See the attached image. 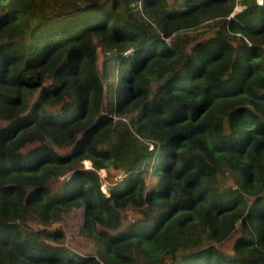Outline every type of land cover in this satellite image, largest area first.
Returning <instances> with one entry per match:
<instances>
[{
	"label": "trees",
	"instance_id": "obj_1",
	"mask_svg": "<svg viewBox=\"0 0 264 264\" xmlns=\"http://www.w3.org/2000/svg\"><path fill=\"white\" fill-rule=\"evenodd\" d=\"M132 1L0 0V264H264V0Z\"/></svg>",
	"mask_w": 264,
	"mask_h": 264
},
{
	"label": "rangeland",
	"instance_id": "obj_2",
	"mask_svg": "<svg viewBox=\"0 0 264 264\" xmlns=\"http://www.w3.org/2000/svg\"><path fill=\"white\" fill-rule=\"evenodd\" d=\"M101 1L104 2L106 5H109L111 3V0H101ZM133 3L134 2H130L129 5H131L134 8L135 6H133ZM236 9H239L238 4L237 5L234 4V10L233 11H237ZM133 11H135V10H133ZM141 15L142 16L144 15L143 18L146 20H147V18L151 19V18H149V16H147L146 12H144V8H143V12H140V16ZM216 28H217V26L214 24L213 19H208L207 21H204L203 23L196 26L195 28H191V29H187V30H185V29L180 30L177 32V34L178 35L186 34V35H188L189 38L192 36H197L198 38H201V37H206V36L212 35L214 33V31L216 30ZM190 43L191 42H188V44H190ZM98 50H100V49L98 48ZM126 52H129V50H127ZM102 61H103V54L100 52L99 53V60H98L100 69L102 68ZM154 85H155V83H154ZM110 115L113 117L114 120H118L121 118L125 122H127V123L129 122V116H127L125 114L121 115V114L114 111L113 113H110ZM64 149H66V148H64ZM78 165H82V167L85 168L87 166H92V162L90 159H83L82 161H80L78 163ZM70 172H71V170L65 172L62 175L63 176L69 175ZM98 173L100 176H102L104 178H106L109 175L110 179H114L121 172H119L118 169H114L111 166H109L108 168L98 169ZM61 176H59L55 182H58L59 180L62 181L65 178V177L62 178L63 176L62 177ZM147 177H148L149 182L154 181L151 176L148 175ZM104 189H105V187H104ZM81 214H82V207L80 205H74L68 211L63 212L61 218L58 221H54L52 223H49L48 226L52 227V228L60 227L64 230L65 237H66L64 239V243L68 247H70V248H72V249H74L80 253H94L95 249H94V246H93L91 240L84 237L83 235H81L78 232V226H79L81 219H82ZM140 214H141V212H139L137 209H135L133 207H128V208L122 210L123 223H127L128 221L132 220V218L136 217L137 215L141 216ZM30 223L34 226H42L40 223H37L35 221H30ZM237 227L239 228V226H237ZM235 236H236V234H233L232 236L228 237L227 239H225V241L219 243V246L226 252H232Z\"/></svg>",
	"mask_w": 264,
	"mask_h": 264
},
{
	"label": "clouds",
	"instance_id": "obj_3",
	"mask_svg": "<svg viewBox=\"0 0 264 264\" xmlns=\"http://www.w3.org/2000/svg\"><path fill=\"white\" fill-rule=\"evenodd\" d=\"M140 1V2H139ZM259 3H262L263 2V0H257ZM132 2H134L133 3V6H135L134 8L135 9H137L139 12H143V8H144V6H143V3H142V0H133ZM234 12V11H233ZM233 12H231V14L230 15H232L233 14ZM93 166H87V167H85V168H92ZM65 176H67V175H64V177Z\"/></svg>",
	"mask_w": 264,
	"mask_h": 264
},
{
	"label": "built area",
	"instance_id": "obj_4",
	"mask_svg": "<svg viewBox=\"0 0 264 264\" xmlns=\"http://www.w3.org/2000/svg\"><path fill=\"white\" fill-rule=\"evenodd\" d=\"M140 2V1H139Z\"/></svg>",
	"mask_w": 264,
	"mask_h": 264
}]
</instances>
